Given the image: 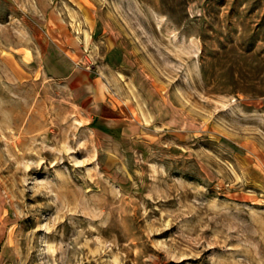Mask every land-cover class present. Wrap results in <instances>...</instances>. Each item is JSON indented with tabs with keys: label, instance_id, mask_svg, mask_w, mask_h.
Masks as SVG:
<instances>
[{
	"label": "rangeland",
	"instance_id": "374dc122",
	"mask_svg": "<svg viewBox=\"0 0 264 264\" xmlns=\"http://www.w3.org/2000/svg\"><path fill=\"white\" fill-rule=\"evenodd\" d=\"M0 264H264V0H0Z\"/></svg>",
	"mask_w": 264,
	"mask_h": 264
}]
</instances>
